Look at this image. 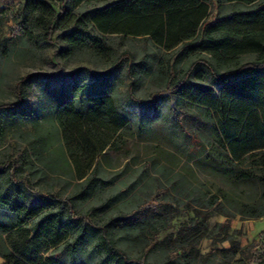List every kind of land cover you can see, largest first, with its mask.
Masks as SVG:
<instances>
[{"label": "trees", "instance_id": "16d2710c", "mask_svg": "<svg viewBox=\"0 0 264 264\" xmlns=\"http://www.w3.org/2000/svg\"><path fill=\"white\" fill-rule=\"evenodd\" d=\"M81 1L75 0L73 5ZM95 1L106 5L76 18L64 0L57 10L45 0H25L18 14L19 34L30 38L31 31L37 29L41 38L52 44L53 31L62 29L67 45L65 58L86 47L107 59L110 48L103 39L111 35L142 37L163 51L177 50L189 61L182 75L170 84L176 98L175 106L170 107L174 118L170 129H178L185 137L178 145L180 151L192 166L206 174H217L230 186L264 189V0ZM237 5L244 9H234ZM10 13L8 8L1 9L0 23ZM89 28H95L103 38L91 34ZM8 44L7 40L0 43L2 55L6 56ZM64 52L59 50L57 54ZM242 56L252 59L242 61ZM123 59L117 58L120 64L114 67H121ZM85 71L99 91L83 95L84 86L73 87L74 94L63 88L55 90L43 118L46 129L57 128L61 134L64 150L53 153L64 155L61 161L79 182L80 190L63 200L55 194L33 192L12 178L0 185V264H90L88 259L80 260L78 248L95 239L100 264H159L147 258L155 250L166 259L163 264H189L176 259H195L192 245L206 237L204 224L213 212L226 220L212 228L210 238L223 233L227 239L235 215L249 220L264 217V196L244 202L227 190L205 193L202 184L195 186L185 176L170 175L162 168L159 173L166 183L159 195L171 191L178 197L177 203L185 199L194 213L190 222L179 228L178 236L161 237L172 227L167 216L173 204L167 201L139 204L97 227L82 225L83 215L76 214L75 201L94 197L102 182L97 177L100 156L110 151L132 124L122 116L111 94L113 69ZM73 75L36 72L21 76L14 86L15 101L0 104V119L17 112L24 117L28 103L24 84L36 78L50 82ZM127 90L130 100L139 107L155 108V101L147 103L133 97L132 83ZM53 140V134L45 138L41 148L49 151ZM35 157L46 169L52 168L45 164L41 152ZM254 242L249 264L261 261L264 231ZM145 245L149 248L141 256L128 252L127 247L141 249Z\"/></svg>", "mask_w": 264, "mask_h": 264}, {"label": "rangeland", "instance_id": "374dc122", "mask_svg": "<svg viewBox=\"0 0 264 264\" xmlns=\"http://www.w3.org/2000/svg\"><path fill=\"white\" fill-rule=\"evenodd\" d=\"M25 0H0V10L8 8L10 16L2 17L0 23V43L8 41V52H0V104L15 101L14 86L21 76L40 72L47 76L59 73L66 75L74 73L73 77L65 80L46 82L43 78H36L23 85L27 93L28 103L25 115L21 112L10 116L2 115L0 122L3 132H0V185H6L10 179L27 185L36 193H51L67 199L80 189L78 181L74 180L70 169L62 163L63 154L53 151L64 150L61 134L57 128L46 129L43 120L45 110H49V103L53 98V91L63 88L68 94H74L73 87L84 86L83 95L94 94L99 91L94 80L85 69L104 72L113 69L114 85L111 94L114 97L120 113L131 121V127L123 131L116 145L99 158L100 167L97 177L102 182L98 184L92 199L75 201L76 214L83 215L82 225L97 227L111 218L130 212L139 204L167 201L172 203L168 218L172 227L161 234V237L178 236V230L183 224L189 223L194 213L185 199L177 203L178 198L171 191L166 195H159L165 179L159 173L165 168L170 175L185 176L189 183L195 186L202 184L204 192L217 193L227 190L238 201L250 202L264 196V189L250 186H230L217 174H206L192 166L186 160L179 146L185 137L173 126L174 118L170 114V107L175 106V96L170 91V84L174 78H179L182 71L189 64L188 58H182L177 50L166 52L154 46L142 37L107 36L103 39L110 48L108 58L97 55L95 50L86 47L78 48L65 58L66 44L62 38L63 30L53 31V43L48 44L41 38L40 31H31V37L23 38L18 31L19 12ZM57 10L61 0H45ZM71 15L77 18L87 15L91 11L104 7L106 4L95 0H83L76 6L75 0H64ZM223 5L219 14L224 11ZM234 9L243 10L242 5ZM89 32L97 37L103 36L95 29ZM63 54H57L58 51ZM117 58H124L122 66ZM242 61H249L252 56H242ZM120 64V63H119ZM131 75V76H130ZM206 85L209 81H204ZM133 84V97L147 103L155 101V108L139 107L133 103L128 95L127 86ZM105 89V87H103ZM78 94V90H75ZM14 118V119H11ZM142 122V123H141ZM43 126L42 128H40ZM54 135L49 151L41 148L45 138ZM45 151V152H44ZM38 152L42 154L45 164L50 170L42 166L36 159ZM32 162V163H30ZM166 198V200H164ZM103 206V207H102ZM101 207V209H97ZM93 209L97 211L94 213ZM94 213L93 219L91 214ZM88 214V215H87ZM264 218V217H261ZM244 219L235 215L231 219V229L227 239L223 233H215L210 238V231L217 224L225 222L226 218L213 212L204 226L207 228L206 237L193 244L195 259L191 257L176 259L177 262L189 264H249V255L254 251L252 246L261 231H264V220ZM147 238L150 240L151 235ZM97 239L93 243L80 248V260L88 259L90 264H100V254L95 248ZM133 256H141L148 250V245L141 249L135 246L127 247ZM213 256H208L212 252ZM264 264V250L260 251ZM148 260L163 264L165 258L158 251L150 252ZM2 259L0 258V263Z\"/></svg>", "mask_w": 264, "mask_h": 264}, {"label": "built area", "instance_id": "2783aa9c", "mask_svg": "<svg viewBox=\"0 0 264 264\" xmlns=\"http://www.w3.org/2000/svg\"><path fill=\"white\" fill-rule=\"evenodd\" d=\"M262 220H264V218H261Z\"/></svg>", "mask_w": 264, "mask_h": 264}, {"label": "crops", "instance_id": "0c3cea01", "mask_svg": "<svg viewBox=\"0 0 264 264\" xmlns=\"http://www.w3.org/2000/svg\"><path fill=\"white\" fill-rule=\"evenodd\" d=\"M262 229H264V228H262Z\"/></svg>", "mask_w": 264, "mask_h": 264}]
</instances>
